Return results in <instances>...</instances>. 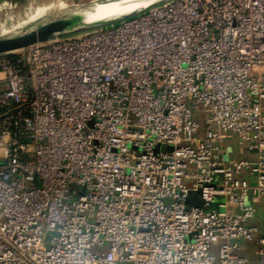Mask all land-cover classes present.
Segmentation results:
<instances>
[{
  "label": "built area",
  "instance_id": "2783aa9c",
  "mask_svg": "<svg viewBox=\"0 0 264 264\" xmlns=\"http://www.w3.org/2000/svg\"><path fill=\"white\" fill-rule=\"evenodd\" d=\"M262 204L264 0L0 54V264H264Z\"/></svg>",
  "mask_w": 264,
  "mask_h": 264
},
{
  "label": "water",
  "instance_id": "95a60500",
  "mask_svg": "<svg viewBox=\"0 0 264 264\" xmlns=\"http://www.w3.org/2000/svg\"><path fill=\"white\" fill-rule=\"evenodd\" d=\"M112 0H105L104 2H108ZM170 0H162L156 4L148 6L144 9L137 10L131 14L126 16H121L118 18H113L110 20L99 21L94 23H85L81 21V19L77 16L78 13H82L87 11L92 4L96 2H92L89 4L72 6L68 7L66 10L56 11L47 18L31 24L30 26L24 28L20 32H14L10 36H6L0 39V54L12 53L20 50L27 49L33 45L44 44L49 41H52L57 38H66L72 37L70 36L69 30L72 28V19H78L80 22V28L74 30L71 33H80L82 34L94 31L96 29L102 27H108V25H116L123 20H127L139 13H142L150 8L160 6ZM101 2V3H104ZM89 26L96 27L95 29L89 28ZM91 29V30H90ZM73 36H76L73 34Z\"/></svg>",
  "mask_w": 264,
  "mask_h": 264
},
{
  "label": "crops",
  "instance_id": "0c3cea01",
  "mask_svg": "<svg viewBox=\"0 0 264 264\" xmlns=\"http://www.w3.org/2000/svg\"><path fill=\"white\" fill-rule=\"evenodd\" d=\"M96 1L99 0H0V38L8 32L14 20L25 18L27 11L39 9L47 4L62 3L65 6H79ZM235 142L230 140L223 145L225 159L228 163L253 159L254 156L248 155L246 149L239 146L236 140ZM197 203H201L199 198L197 199ZM252 223L264 226V204L258 206L257 215ZM238 254L253 262L258 260L255 254V245L252 243L241 242Z\"/></svg>",
  "mask_w": 264,
  "mask_h": 264
},
{
  "label": "bare ground",
  "instance_id": "6f19581e",
  "mask_svg": "<svg viewBox=\"0 0 264 264\" xmlns=\"http://www.w3.org/2000/svg\"><path fill=\"white\" fill-rule=\"evenodd\" d=\"M118 1L119 0H112V1L104 2V3H94V4H92V6L87 11L82 12V13H78L77 16L81 19V21H83L85 23H94V22H99V21H105V20H107L106 15H105V11L111 10L117 4ZM160 1H162V0H156V2H151L147 6H144L142 8L136 9L135 11L140 10V9H144V8H146L148 6H151L153 4H156V3L160 2ZM128 2L129 1L124 2L123 5H126V6L131 5ZM97 6H99V7L96 8ZM67 8H68V6L60 4V7L57 9V11L66 10ZM127 10H128L127 8H123V7L122 8H118V10L116 12H114L112 14V16L120 14L118 17H121V16H126L128 14H131V13L135 12V11H133V12L125 14V12ZM54 12H56V11L54 10V6L52 4L50 6L48 5V7H45L43 9H38L35 12L33 17L28 19L26 21V23L24 21L25 26L16 27L14 32H20L21 30H23L24 28L30 26L31 24L37 23V22L47 18L49 14H53Z\"/></svg>",
  "mask_w": 264,
  "mask_h": 264
},
{
  "label": "rangeland",
  "instance_id": "374dc122",
  "mask_svg": "<svg viewBox=\"0 0 264 264\" xmlns=\"http://www.w3.org/2000/svg\"><path fill=\"white\" fill-rule=\"evenodd\" d=\"M105 0H99V1H96V3H101V2H104ZM127 1H129L128 3H130L131 5H129V6H126V5H123L124 4V2H127ZM151 2H156V0H119L118 2H117V4L111 9V10H107V11H105V15H106V18H107V20H109V19H113V18H117L119 15L117 14V15H115V16H112V14L114 13V12H116L117 10H118V8H127L128 10L125 12V14L126 13H130V12H133V11H135L136 9H139V8H142V7H144V6H147L149 3H151ZM60 4H62V3H55V4H53V6H54V10L55 11H57V9L60 7ZM48 5L49 4H47L46 6H43V7H41V8H39V9H43V8H45V7H48ZM62 5H64V4H62ZM120 5V6H119ZM50 6V5H49ZM68 7H71V6H68ZM99 6H97L96 8H98ZM38 9H34V10H31V11H27V13H26V16H25V18H18L17 20H14L13 21V23L10 25V27H9V30H8V32H6L1 38H3V37H6V36H10V35H12L13 33H14V30L16 29V27H22V26H25V23H26V21L28 20V19H30L31 17H33L34 16V14H35V12L37 11ZM49 15H51V14H49ZM48 15V16H49ZM24 21H25V23H24ZM23 23V24H22ZM72 23H73V25H72V28L69 30V32H70V36L72 35L73 36V34L74 35H81L83 32H86V31H83V32H80V33H71V32H74V30H76V29H78V28H80V22L78 21V19H72ZM110 25H108V27H109ZM92 27V28H91ZM89 28H91L92 30L93 29H95L96 27H93V26H89ZM18 29V28H17ZM90 29V30H91ZM0 38V39H1ZM195 120H197L198 122H200L201 124H202V121H201V118L200 117H198L197 115H195ZM200 136V134H198L197 135V137H199ZM233 142H235V139H233ZM235 144H236V142H235ZM189 241V240H188ZM214 251H215V248L213 247L212 248V254H214Z\"/></svg>",
  "mask_w": 264,
  "mask_h": 264
}]
</instances>
